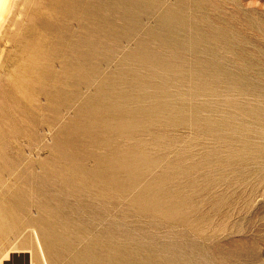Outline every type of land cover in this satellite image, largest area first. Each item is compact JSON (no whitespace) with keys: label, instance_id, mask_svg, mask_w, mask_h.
<instances>
[{"label":"rangeland","instance_id":"374dc122","mask_svg":"<svg viewBox=\"0 0 264 264\" xmlns=\"http://www.w3.org/2000/svg\"><path fill=\"white\" fill-rule=\"evenodd\" d=\"M51 1L0 15V264H68L82 248L60 259L43 209L71 243L108 231L113 264H264V0H96L103 22L58 36L39 25L61 20ZM87 95L110 108L87 120L106 146L75 163L57 136ZM98 201L99 221L69 215Z\"/></svg>","mask_w":264,"mask_h":264},{"label":"bare ground","instance_id":"6f19581e","mask_svg":"<svg viewBox=\"0 0 264 264\" xmlns=\"http://www.w3.org/2000/svg\"><path fill=\"white\" fill-rule=\"evenodd\" d=\"M6 1L7 0H0V15L3 12V9H5L6 6ZM87 1V0H86ZM51 3H54V6L52 7V15H57L60 16L61 20H57L52 22L53 18H50L49 20V14H51L50 12L47 16L48 20H45L43 17L42 20H40L39 25L45 27L46 29L52 31L53 33H57L56 36H58L57 32V27L56 26H61V28L63 27V25H67L68 22L70 21H74L76 19H78L80 17V19H83V21L88 20V19H94V21H96L97 23H101L104 21L105 18L99 16L98 14V10L100 9L99 3L97 4L96 0H88L85 3V0H53L49 3L46 4L47 6H49ZM57 3V4H56ZM59 3V4H58ZM72 9H75L74 11H72ZM47 12V11H46ZM172 14V13H171ZM45 15V18H46ZM82 17V18H81ZM56 18V17H54ZM59 18V17H57ZM66 19V21H65ZM7 21V20H6ZM92 21V22H94ZM94 22V23H96ZM102 27V26H101ZM63 29V28H62ZM67 29V26H66ZM118 32V31H117ZM65 33V32H64ZM68 34V33H67ZM63 35V34H62ZM71 35V34H70ZM69 35V36H70ZM55 37V36H54ZM61 37V36H59ZM65 37V34L64 36ZM52 38V37H51ZM62 38V37H61ZM60 39V38H59ZM97 39V38H96ZM57 40V39H56ZM154 40V39H153ZM170 42V41H169ZM60 43V42H59ZM62 43V42H61ZM78 45H71L69 46V51L73 52L75 50V48H78L81 43H77ZM98 44V43H97ZM109 46V45H108ZM86 47V46H85ZM78 50V49H77ZM104 50V49H103ZM65 51V50H64ZM79 51V50H78ZM63 52V51H62ZM80 52V51H79ZM104 53V52H103ZM130 53V52H129ZM132 54V53H131ZM77 61L78 60H85V61H90L91 57H89V54L86 52H83V54H79L77 56ZM94 59V58H93ZM108 59V58H107ZM104 60V59H103ZM110 61V60H109ZM122 61V60H120ZM47 68V67H46ZM130 68V67H129ZM47 71V70H46ZM124 76V75H123ZM109 77V76H108ZM99 81V80H98ZM108 82V81H107ZM116 83V82H115ZM76 84H78L80 87L84 86L83 83L81 82H77ZM102 86V85H101ZM105 88V87H104ZM90 89V88H89ZM93 89V88H92ZM43 91V90H42ZM104 90H97V93H102ZM50 92V91H49ZM105 92V91H104ZM47 93V92H46ZM40 94V93H39ZM76 99L79 98V95H77L78 93H75ZM74 94V95H75ZM46 95V94H45ZM36 96V95H35ZM73 97V98H74ZM82 97V96H81ZM48 98V97H47ZM39 99V98H38ZM81 99V98H80ZM79 100V99H78ZM82 102V110L79 111L77 113V119L76 122H74L73 124H69V128H68V135L65 136L63 135H59L57 136L58 140L56 142V151L58 152L59 155H62L64 157L65 160H73L75 161V163H82V162H90V161H95L96 160V156H94L93 154H90V157H83L82 154L83 152H86L88 150H90L91 148H103L105 147V143H106V138L107 136L105 134H100V139L101 141H94L93 139H90V134L91 131L89 130V128H92V126H94L93 124L90 125L87 123L88 118L93 117L94 119V113L97 112H101V110H105L108 108V110H110L109 107L105 108V104L104 103H100V102H104V100L101 99L100 96L98 97H92L90 95H87L85 97H83L81 99ZM31 104V103H30ZM36 104V103H35ZM78 105V104H77ZM112 109L113 106L109 105ZM25 107L27 108V105H25ZM25 108V109H26ZM41 109V108H40ZM65 109L68 108H64L62 111L65 113L66 111H64ZM95 110V111H92ZM143 110V109H142ZM61 111V110H60ZM89 111V112H88ZM58 114V113H57ZM76 115V114H75ZM144 115V114H143ZM102 117V116H101ZM37 119V118H36ZM92 119V118H91ZM141 119V118H140ZM56 120V119H54ZM110 120V119H109ZM96 121V120H95ZM136 121V120H135ZM140 122V121H139ZM134 127L135 124H133ZM138 125V124H137ZM100 127V126H99ZM103 129V128H102ZM101 129V131H102ZM99 130V129H98ZM104 131V130H103ZM102 133V132H100ZM104 133V132H103ZM63 136V137H61ZM89 136V137H88ZM92 136V135H91ZM95 136V135H94ZM132 136V135H131ZM93 138V137H92ZM118 138V137H117ZM126 138V137H125ZM124 139V138H123ZM115 140V139H114ZM111 141V140H110ZM119 141V140H118ZM122 141V140H120ZM126 141V140H125ZM116 142V141H115ZM112 143V141H111ZM116 145V144H115ZM108 146V145H107ZM110 146V145H109ZM130 146V145H129ZM112 147V146H111ZM109 148V147H108ZM121 149V148H120ZM121 151V150H120ZM129 151V150H128ZM96 152V151H94ZM93 153V152H92ZM114 153V152H113ZM111 155V154H110ZM121 155V154H120ZM131 155V154H130ZM133 156V154H132ZM131 156V157H132ZM115 157V155H114ZM134 157V156H133ZM62 158V157H61ZM106 161V160H105ZM74 163V162H72ZM108 163V162H107ZM88 164V163H87ZM96 164V163H95ZM132 164V163H131ZM78 165V164H77ZM76 165V167H77ZM124 165V164H123ZM79 166V165H78ZM96 166V165H95ZM71 167V165H70ZM80 167V166H79ZM102 169L104 167L100 166ZM107 167V166H105ZM90 168V166H89ZM100 169V168H99ZM110 170V169H108ZM101 171V170H100ZM107 174V173H106ZM103 175V174H102ZM108 175V174H107ZM111 175V174H110ZM137 175V174H136ZM95 176V175H94ZM109 176V175H108ZM93 178V177H92ZM119 175L118 173H113L112 177H102L100 179H103L106 182H113L116 181L115 179H118ZM100 179L98 178L97 180L100 182ZM88 182V181H87ZM98 183V182H97ZM88 184V183H87ZM96 184V183H95ZM99 184H103V183H99ZM105 184V183H104ZM66 187H69L71 184L70 182H67ZM90 185V184H89ZM74 186V185H73ZM94 186V185H92ZM64 189V188H63ZM87 191V190H86ZM103 194V193H102ZM106 195V194H105ZM103 197V196H102ZM97 201V200H96ZM103 203H99L98 201V205H91L85 202H76L74 205V210H80L81 208L84 209V211L80 214V213H73L69 214L71 217H73V220H81L84 215H86V217L88 216L91 219L94 220H101L102 217L104 216V212L106 213V209L104 208L105 205H102ZM72 206V205H71ZM49 211H47L46 209H43V211L40 212V216H39V220L41 222H46L48 221V226L51 227V237L53 238L54 241V245L55 247H57V249H59L60 251V257L58 255V257L64 258L70 254L73 253V249L75 248V245L79 242L82 243V248L79 249V251L77 253H75L74 256H72V259L69 261L68 264H113V260L112 258L109 256L108 254L112 251V243L109 241L110 238L105 237L106 233H108V231H104V233L101 234H97V235H92V228H91V224L86 225V229H84V234L85 235H78L75 237V240L71 243L69 242L65 237V235H67V228L65 226H63V224L60 223V221L58 220L60 217L62 218L63 216H61L62 212L56 211L53 212L52 214L48 213ZM73 212V211H72ZM67 215V214H66ZM68 216V215H67ZM102 216V217H101ZM69 217V216H68ZM52 218V220L50 219ZM88 218V219H89ZM86 219V218H85ZM115 219V218H114ZM87 220V219H86ZM92 221V220H91ZM96 221V223L98 222ZM53 222V223H52ZM105 222V221H104ZM94 223V222H93ZM117 225V224H116ZM118 226V225H117ZM101 228V225H100ZM118 228V227H117ZM102 230V229H101ZM103 232V231H102ZM76 235V234H75ZM92 235V236H91ZM45 236V235H44ZM49 236V235H48ZM68 236V235H67ZM106 238V241H103V238ZM50 238V237H49ZM133 243V242H131ZM81 245V244H80ZM53 246V248H55ZM125 248V247H123ZM122 248V249H123ZM127 248V247H126ZM50 251L53 253V249L50 247L49 248ZM118 250V249H117ZM131 261V260H130ZM151 264V263H150Z\"/></svg>","mask_w":264,"mask_h":264}]
</instances>
